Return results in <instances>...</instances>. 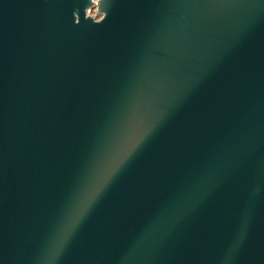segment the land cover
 Segmentation results:
<instances>
[{
	"label": "water",
	"instance_id": "obj_1",
	"mask_svg": "<svg viewBox=\"0 0 264 264\" xmlns=\"http://www.w3.org/2000/svg\"><path fill=\"white\" fill-rule=\"evenodd\" d=\"M0 264H264V0H0Z\"/></svg>",
	"mask_w": 264,
	"mask_h": 264
},
{
	"label": "snow or ice",
	"instance_id": "obj_2",
	"mask_svg": "<svg viewBox=\"0 0 264 264\" xmlns=\"http://www.w3.org/2000/svg\"><path fill=\"white\" fill-rule=\"evenodd\" d=\"M57 241L55 239H53V247H55Z\"/></svg>",
	"mask_w": 264,
	"mask_h": 264
},
{
	"label": "rangeland",
	"instance_id": "obj_3",
	"mask_svg": "<svg viewBox=\"0 0 264 264\" xmlns=\"http://www.w3.org/2000/svg\"><path fill=\"white\" fill-rule=\"evenodd\" d=\"M90 15L94 16V15H95V12H94V11H93V12H91V13H90Z\"/></svg>",
	"mask_w": 264,
	"mask_h": 264
}]
</instances>
